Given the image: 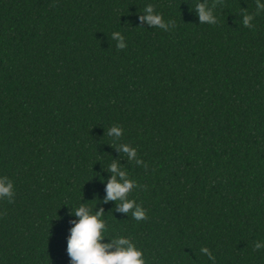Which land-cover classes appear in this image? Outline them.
<instances>
[{
  "label": "trees",
  "instance_id": "trees-1",
  "mask_svg": "<svg viewBox=\"0 0 264 264\" xmlns=\"http://www.w3.org/2000/svg\"><path fill=\"white\" fill-rule=\"evenodd\" d=\"M201 2L215 23L199 22ZM147 5L166 29L140 20ZM113 161L144 219L104 201ZM0 175L14 185L0 198V264H71L80 206L102 210L105 242L127 237L145 264H264V11L0 0Z\"/></svg>",
  "mask_w": 264,
  "mask_h": 264
},
{
  "label": "clouds",
  "instance_id": "clouds-1",
  "mask_svg": "<svg viewBox=\"0 0 264 264\" xmlns=\"http://www.w3.org/2000/svg\"><path fill=\"white\" fill-rule=\"evenodd\" d=\"M199 17L200 23H215L216 18L212 9L205 3H197L193 8ZM257 14L264 11V3L256 0ZM252 16L246 14L243 16V25L251 27L250 21ZM141 21H146L151 26L167 28L159 14L154 13L151 5L145 6L144 14L140 16ZM116 41L117 48H124L125 42L123 36L119 32L111 34ZM122 134L118 126H112L108 129V135L119 137ZM120 152L127 155L128 160H135L137 165L142 161L136 157L135 148H130L126 144L118 146ZM107 170L111 173L105 183L104 201H114L116 211L128 214L135 220L145 218V210L136 204L133 200L128 199V193L135 187L134 181L128 178L125 171L118 167L117 162L113 161L108 165ZM14 194L13 181L7 177L0 175V198H9ZM119 201V204L116 202ZM75 220L69 229L66 241V253L70 258L71 264H145L143 252L127 237L120 236L109 238L105 242L107 235L102 234L105 229L104 222L100 219L102 210L92 211L89 208L80 206L73 211ZM255 249L264 247V242L257 241L254 245ZM202 253L212 259L211 253L207 248L200 249Z\"/></svg>",
  "mask_w": 264,
  "mask_h": 264
}]
</instances>
